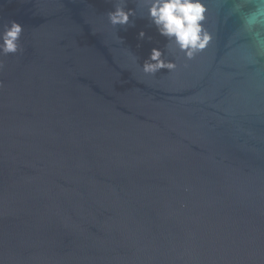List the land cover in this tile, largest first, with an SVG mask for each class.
<instances>
[{
	"label": "water",
	"instance_id": "95a60500",
	"mask_svg": "<svg viewBox=\"0 0 264 264\" xmlns=\"http://www.w3.org/2000/svg\"><path fill=\"white\" fill-rule=\"evenodd\" d=\"M206 3L188 61L109 0H0L25 28L0 57V264H264V56ZM153 47L175 71L143 73Z\"/></svg>",
	"mask_w": 264,
	"mask_h": 264
},
{
	"label": "clouds",
	"instance_id": "9594fccd",
	"mask_svg": "<svg viewBox=\"0 0 264 264\" xmlns=\"http://www.w3.org/2000/svg\"><path fill=\"white\" fill-rule=\"evenodd\" d=\"M113 4L107 11L108 24L114 29L134 26L133 17H146L150 25H154L158 33L167 39V53H182L188 61L204 52L214 39V34L207 28L208 7L206 0H135V7H128L129 0H109ZM232 14L240 21L238 35L246 37L255 56H264V0H232ZM24 25L16 20L3 24L0 30V57L16 55L22 51L21 37ZM143 39L146 32L138 33ZM118 40L124 42L119 36ZM165 50L153 47L149 56L141 65L147 75H155L162 69L175 71L177 64L173 60H165ZM135 59V57H133ZM4 63L0 59V70ZM2 86V82H0ZM185 187V191H188Z\"/></svg>",
	"mask_w": 264,
	"mask_h": 264
}]
</instances>
